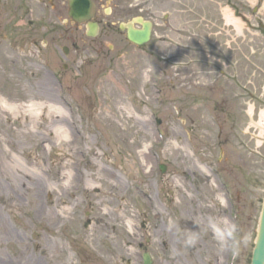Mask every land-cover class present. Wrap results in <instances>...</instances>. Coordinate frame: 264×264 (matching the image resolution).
<instances>
[{
    "label": "rangeland",
    "instance_id": "1",
    "mask_svg": "<svg viewBox=\"0 0 264 264\" xmlns=\"http://www.w3.org/2000/svg\"><path fill=\"white\" fill-rule=\"evenodd\" d=\"M16 2L0 11V264H142L145 252L153 264H231L236 253L250 264L264 129L247 133L240 92L228 88L245 82L241 56L258 41L264 0L159 2L178 34L143 47L104 38L100 53L101 37H57L74 27L68 5L40 21L12 11ZM130 218L135 238L121 233Z\"/></svg>",
    "mask_w": 264,
    "mask_h": 264
},
{
    "label": "flooded vegetation",
    "instance_id": "2",
    "mask_svg": "<svg viewBox=\"0 0 264 264\" xmlns=\"http://www.w3.org/2000/svg\"><path fill=\"white\" fill-rule=\"evenodd\" d=\"M11 1H17L13 4V10L15 13H22V17L27 15L29 18H33L35 13H38V19L47 20L45 11L54 12L55 17L61 18L63 11L66 10L68 0H55L54 2H47V0H0V11L10 8ZM95 3V12L93 14L92 22L97 24L98 32L95 37H90L87 32V24L78 23L68 17V21L71 22L74 27L71 30H62V32L56 33L57 37L62 40L70 41L73 45H76V40L82 42L93 41L98 38V43L95 48L96 52H102L105 40L106 42L111 39H118V37L125 36L127 31L122 28L123 25L134 24L136 27H140L139 20L144 19L153 23L152 37L157 34H161L164 38H168L171 34L180 32L172 26V22L168 13L158 15L155 7H158L160 2L161 5L167 4L169 0H93ZM182 4L180 1L177 2ZM65 5V6H64ZM69 7V6H68ZM178 9V10H177ZM177 13L185 12L184 9L177 8ZM69 13V10H68ZM44 14V16H43ZM181 14V13H180ZM194 15L197 17L199 12L195 11ZM31 24H34L33 19H29ZM258 28L260 35L257 37L258 41L254 38L249 39L245 42L247 51L242 53V65H243V79L245 82L240 85L231 80L232 83L229 85V92H233V98H235V92H240L237 96L238 99L243 100V106L245 112V121L243 127L247 126V133L252 134L254 139L257 131L264 129V20L258 21ZM248 28L251 26L256 27L247 21ZM35 28L32 32L27 34L29 39H36ZM194 27L196 28L197 35L206 38L201 33L202 23L196 19L194 20ZM51 30L47 32H54L55 27L50 26ZM206 32V31H205ZM195 33V32H194ZM222 34V32H220ZM178 34V33H176ZM196 34V33H195ZM219 37V34L217 33ZM105 38V40H104ZM48 43V40L46 41ZM204 44V43H201ZM115 49V46H111ZM100 50V51H99ZM70 51V50H69ZM223 57V54H220ZM226 67L232 71L238 65L234 63L232 58L227 57ZM222 61V59H220ZM232 78H235L232 75ZM235 100L231 101L229 107H234Z\"/></svg>",
    "mask_w": 264,
    "mask_h": 264
},
{
    "label": "water",
    "instance_id": "3",
    "mask_svg": "<svg viewBox=\"0 0 264 264\" xmlns=\"http://www.w3.org/2000/svg\"><path fill=\"white\" fill-rule=\"evenodd\" d=\"M70 7V15L78 21H83L91 16L93 3L91 0H70ZM150 26L151 25L149 23H144V29L142 30L129 27L128 39L137 43L138 45L145 44L150 39ZM89 27L92 30L91 34L94 35V25L90 24ZM152 262L153 260L151 256L146 254L145 264H152ZM251 264H264V202Z\"/></svg>",
    "mask_w": 264,
    "mask_h": 264
},
{
    "label": "bare ground",
    "instance_id": "4",
    "mask_svg": "<svg viewBox=\"0 0 264 264\" xmlns=\"http://www.w3.org/2000/svg\"><path fill=\"white\" fill-rule=\"evenodd\" d=\"M225 13H226V18L229 20V21H233L234 23H235V25H237V26H241L240 25V20H238V19H236L235 18V15L230 11V10H226L225 11ZM4 104H5V102H4ZM6 105V104H5ZM9 106V105H8ZM54 114L56 115L57 114V116L61 119V124H63L64 122H66L65 121V119H66V116H65V114H64V112L63 111H58V112H54ZM56 133H57V135L59 136V137H62V136H65L66 134V132H65V129H64V125L63 126H59V127H57V129H56ZM70 182H72V181H70ZM70 185V184H69ZM114 207H117V204L115 203V205H114ZM127 207L126 206H122L121 207V209H123V210H125ZM118 210L119 209H117V210H115V209H113V212L114 213H116V214H118ZM129 214V213H128ZM104 219H105V216H101L98 220H100L99 222H101V221H104ZM129 220H131V222H130V224H131V228H132V230H129V227L127 226V224L124 222V224H122V227H121V233L122 234H124V237H126L127 235H129L131 238H135V236H138V234L136 233V231H134V229H135V227H136V221L134 220V219H132V218H130ZM116 221H119V224H120V221H122V220H120V219H116ZM125 221V220H124ZM116 223H118V222H116ZM141 227H143V228H145L146 229V224L143 222L142 223V226ZM149 229V228H148ZM148 229H147V232H148ZM145 234H146V232H145ZM131 242V241H130ZM132 243V242H131ZM126 244L128 245V243L126 242Z\"/></svg>",
    "mask_w": 264,
    "mask_h": 264
}]
</instances>
